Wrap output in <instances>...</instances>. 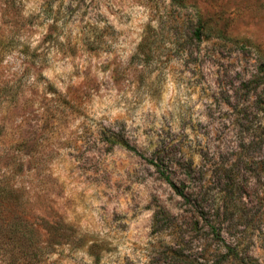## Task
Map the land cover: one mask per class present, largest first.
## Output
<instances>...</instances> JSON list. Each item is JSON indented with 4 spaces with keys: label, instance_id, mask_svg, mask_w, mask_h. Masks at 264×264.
<instances>
[{
    "label": "rangeland",
    "instance_id": "374dc122",
    "mask_svg": "<svg viewBox=\"0 0 264 264\" xmlns=\"http://www.w3.org/2000/svg\"><path fill=\"white\" fill-rule=\"evenodd\" d=\"M263 60L264 0H0V264H264Z\"/></svg>",
    "mask_w": 264,
    "mask_h": 264
},
{
    "label": "trees",
    "instance_id": "16d2710c",
    "mask_svg": "<svg viewBox=\"0 0 264 264\" xmlns=\"http://www.w3.org/2000/svg\"><path fill=\"white\" fill-rule=\"evenodd\" d=\"M196 32L200 37V34L202 33V29L198 28ZM227 39H230V41H232L234 44L243 45V47H246L247 45L250 44L249 40L246 39H241V38H227ZM256 77H258V80H256L258 81V83H264V81L260 82L261 80H264V60L259 67V72L256 75ZM112 136H113L112 138H125L124 136L120 135L117 132H114ZM255 139L259 140L261 138H255ZM246 140L248 141L244 143L247 146L253 145L254 140L251 139H246ZM262 140L263 138L261 139V141ZM118 141H120V143L122 144L125 143L127 144V142H124L123 140H118ZM152 162L156 165L158 171L161 172V174L167 179V181L172 185V187L176 190V192L185 200L186 204L190 207V211H192V214L195 215L197 218L203 220L208 225H210V227H212V232L216 234V236L218 235V237H220L221 230L218 229L216 226L217 223L220 221V217L222 215L224 196H222L221 198L223 202L222 204L220 199H218L217 197L214 199L208 197L207 190H205L203 186L197 185L192 187L190 186L188 188L185 184L180 186L171 178V175L167 174L166 170L162 168L161 164L164 165V163L156 162L155 160H152ZM6 198L7 195L5 194L0 195V231L7 230L8 232H13V233H19L24 235L28 234L31 236H40L43 228V226H41V223L35 220H29L28 218L25 217H21L18 214L12 215V213L8 212V206L4 201ZM225 247L226 250L224 254L228 258V260L236 261L243 264L248 263L247 260L241 256L240 251L237 249L235 245H231L227 243ZM248 257L252 259V256L248 255L247 258ZM189 264H193V263H189Z\"/></svg>",
    "mask_w": 264,
    "mask_h": 264
}]
</instances>
